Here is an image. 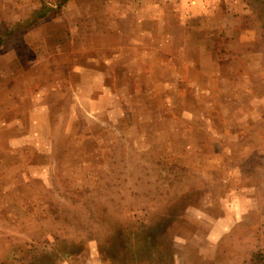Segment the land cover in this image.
<instances>
[{
    "label": "rangeland",
    "instance_id": "rangeland-1",
    "mask_svg": "<svg viewBox=\"0 0 264 264\" xmlns=\"http://www.w3.org/2000/svg\"><path fill=\"white\" fill-rule=\"evenodd\" d=\"M0 264H264V0H0Z\"/></svg>",
    "mask_w": 264,
    "mask_h": 264
}]
</instances>
